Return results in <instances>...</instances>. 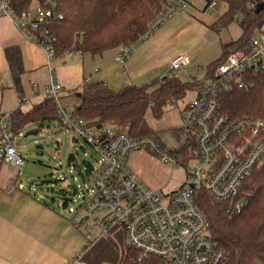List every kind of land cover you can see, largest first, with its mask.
Here are the masks:
<instances>
[{
	"label": "built area",
	"instance_id": "2783aa9c",
	"mask_svg": "<svg viewBox=\"0 0 264 264\" xmlns=\"http://www.w3.org/2000/svg\"><path fill=\"white\" fill-rule=\"evenodd\" d=\"M189 4V0H165L140 40L149 38ZM54 7L55 4L36 5L18 15L10 0H0V13L10 17L28 40L45 50L49 67L56 57V37L48 26L63 18ZM136 45L137 42L121 47L116 62L124 64ZM190 63L188 56H176L170 63V74ZM248 73L264 76V39L256 35L249 49L235 51L221 61L192 101L183 104L179 110L182 125L175 132L178 145L169 147L158 136L132 137L110 125H91L67 111L59 96L63 87L51 68V85L45 94L57 103L60 128L84 138L101 157L97 167L89 164L94 197L73 217L75 227L84 232L86 245L68 264L82 261L98 240L119 230L140 261L158 257L170 264H227V253L212 239L210 222L196 204L194 190L204 189L214 200L226 202L229 217L240 214L249 202L252 194L242 191V186L262 163L264 119L232 120L217 101L222 89ZM237 83L246 88L240 78ZM18 97L22 105L25 99L20 94ZM179 102L173 100L169 106L174 108ZM11 119L10 112L0 115V163L21 170L26 161L15 144ZM135 151H148L165 164L185 167L181 187L173 192L150 188L128 166L129 156Z\"/></svg>",
	"mask_w": 264,
	"mask_h": 264
},
{
	"label": "trees",
	"instance_id": "16d2710c",
	"mask_svg": "<svg viewBox=\"0 0 264 264\" xmlns=\"http://www.w3.org/2000/svg\"><path fill=\"white\" fill-rule=\"evenodd\" d=\"M165 0H10L16 14L33 5L50 7L63 15L48 26L56 37L55 56L67 54L103 55L129 43H140L150 29L151 22L162 9ZM215 0H207L208 8ZM226 11L211 25L215 31L239 20L243 34L236 41L223 45V55L208 66V77L215 67L231 53L250 48L255 31H264V8L256 12L264 0H221ZM36 2V4H34ZM153 33V32H152ZM151 33V34H152ZM14 89L21 95L22 76L25 73L23 56L18 46L5 50ZM246 84L242 88L237 83ZM204 82L182 80L177 74L167 75L146 84H130L120 90L111 89L105 82H86L73 90L78 104L73 115L98 127L110 125L115 131L132 137L158 136L147 121L152 111L161 117L173 100H183L189 91H197ZM221 110L232 120L244 117L264 119V76L243 74L236 77L231 87L217 96ZM58 120L54 98H47L28 111L17 109L12 113V130L16 135L30 124ZM250 192L248 204L240 214L229 217L227 203L214 200L204 189L194 190L198 207L210 222L212 239L227 253V264H264V156L262 163L242 186ZM87 264H170L158 257L139 260L138 253L126 241L123 231H112L98 240L82 259Z\"/></svg>",
	"mask_w": 264,
	"mask_h": 264
},
{
	"label": "crops",
	"instance_id": "0c3cea01",
	"mask_svg": "<svg viewBox=\"0 0 264 264\" xmlns=\"http://www.w3.org/2000/svg\"><path fill=\"white\" fill-rule=\"evenodd\" d=\"M214 3L216 5L209 8L218 5ZM181 25L178 20L167 22L157 34L147 38L143 47L131 53L124 64L116 62L121 48L103 55L75 53L59 57L60 60L68 57L72 65L65 62L54 65L52 60L50 67L54 77L63 87L60 94L75 98L73 90L86 82H105L111 89L120 90L130 84H144L140 82L149 78L154 81L170 75L171 61L183 53L179 47L174 52L167 35ZM9 46H18L22 52L25 73L21 95L25 99L23 104L29 105L25 109H22L23 104H9L13 97L19 103L5 54ZM108 53L115 55L108 56ZM50 67L45 50L28 40L10 17L0 13V115L17 109L28 111L47 99L45 91L52 78ZM77 104L75 98L69 112H73ZM36 125L30 124L31 127ZM144 163L166 167L148 151H135L129 156V168L151 188L162 189L155 175L144 169ZM23 167L10 169L0 163V264H68L86 245L84 232L73 224L79 207L71 206L64 192H48L33 181L24 182Z\"/></svg>",
	"mask_w": 264,
	"mask_h": 264
},
{
	"label": "rangeland",
	"instance_id": "374dc122",
	"mask_svg": "<svg viewBox=\"0 0 264 264\" xmlns=\"http://www.w3.org/2000/svg\"><path fill=\"white\" fill-rule=\"evenodd\" d=\"M189 1L191 4L185 11L176 14L169 20V22L178 20L182 23L177 30H172L167 35L172 49L177 52L179 47L182 49V55L188 56L191 60L189 66L178 70L175 74L184 81L197 79L207 82L208 66L222 57L225 43L236 41L241 37L243 29L238 19L218 32L211 28V25L218 21L226 11V6L221 0H215L218 5L214 8H206L207 0ZM32 7H36V5ZM165 25L155 29L149 38L157 34ZM255 35L264 39V33L261 30L257 29ZM146 41L147 39L138 43L132 54L143 47L142 45ZM114 55V53H108V56L113 57ZM108 59L110 60L109 57ZM59 60L58 57H55L53 64L65 62L66 65H72V61L68 57ZM152 79L149 78L140 83H150ZM196 95V91H189L177 106L174 108L167 106L164 114L159 118H156L151 110L148 111L146 117L150 127L169 147L178 145L175 132L182 125L179 110L183 104L192 101ZM59 96L68 111L72 110L71 104L75 102V98L67 94ZM9 104L19 105L16 97H13ZM28 106L23 104L22 109ZM10 126H12V122H10ZM30 127L29 125L22 128L14 137L15 144L26 161L23 167V181L40 184L48 192L50 190L64 192L70 205L74 207H80L90 202L94 197L92 191L95 186L89 173L91 168L89 164L97 167L101 159L94 147L84 138H76L75 134L62 130L58 120L45 121L43 124ZM35 129L38 130L37 134L25 136L27 132ZM160 162L164 166L170 167L171 170L154 163H144V169L155 175L157 181L162 184L163 191H176L186 178L185 167H174L165 164L162 160ZM43 182L45 183L43 184ZM47 185L50 187L47 188Z\"/></svg>",
	"mask_w": 264,
	"mask_h": 264
},
{
	"label": "water",
	"instance_id": "95a60500",
	"mask_svg": "<svg viewBox=\"0 0 264 264\" xmlns=\"http://www.w3.org/2000/svg\"><path fill=\"white\" fill-rule=\"evenodd\" d=\"M263 8H264V2H262V3H260V4L257 5L256 12L257 13H260ZM165 77H163V78H165ZM37 133H38V130L35 129V130H31V131L27 132L25 134V136H29V135H33V134H37Z\"/></svg>",
	"mask_w": 264,
	"mask_h": 264
}]
</instances>
